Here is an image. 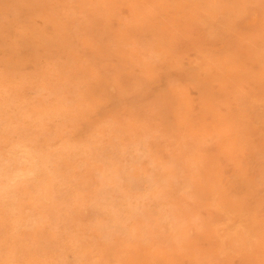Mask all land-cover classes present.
<instances>
[{
	"label": "rangeland",
	"instance_id": "1",
	"mask_svg": "<svg viewBox=\"0 0 264 264\" xmlns=\"http://www.w3.org/2000/svg\"><path fill=\"white\" fill-rule=\"evenodd\" d=\"M263 227L264 0H0V264H264Z\"/></svg>",
	"mask_w": 264,
	"mask_h": 264
},
{
	"label": "bare ground",
	"instance_id": "2",
	"mask_svg": "<svg viewBox=\"0 0 264 264\" xmlns=\"http://www.w3.org/2000/svg\"><path fill=\"white\" fill-rule=\"evenodd\" d=\"M213 111V110H212ZM17 170V169H16ZM15 172V174H16V171H14ZM27 172H28V170H27ZM19 173V172H18ZM14 174V173H13ZM13 174H10V176L11 175H13ZM12 178H14L13 176H11ZM10 178V177H9ZM11 179V178H10ZM218 186V185H217ZM213 187V186H212ZM214 188H215V185H214ZM212 189V188H211ZM218 190H219V188H218ZM216 191V190H215ZM221 191V190H220ZM224 191V190H223ZM222 191V192H223ZM227 195V194H226ZM239 200V199H238ZM236 211V210H235ZM132 214V213H131ZM161 215V214H160ZM114 216H115V214H114ZM186 217V216H185ZM188 217V216H187ZM164 220H166V219H164ZM115 221V220H114ZM251 223V222H250ZM256 223V222H255ZM115 225V224H114ZM116 225H117V223H116ZM264 228V227H263ZM221 236H224V235H221ZM263 236V237H262ZM261 237L262 238H264V235H262ZM255 245H257V244H255ZM264 258V257H263ZM259 261H260V258H259Z\"/></svg>",
	"mask_w": 264,
	"mask_h": 264
}]
</instances>
